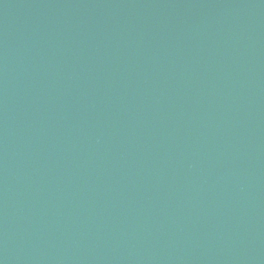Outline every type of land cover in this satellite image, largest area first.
I'll use <instances>...</instances> for the list:
<instances>
[{
  "label": "water",
  "instance_id": "1",
  "mask_svg": "<svg viewBox=\"0 0 264 264\" xmlns=\"http://www.w3.org/2000/svg\"><path fill=\"white\" fill-rule=\"evenodd\" d=\"M0 264H264V0H0Z\"/></svg>",
  "mask_w": 264,
  "mask_h": 264
}]
</instances>
